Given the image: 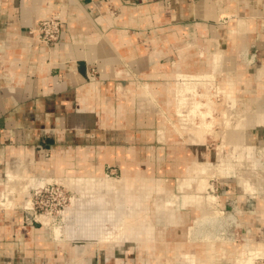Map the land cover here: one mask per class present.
<instances>
[{"label": "crops", "instance_id": "crops-1", "mask_svg": "<svg viewBox=\"0 0 264 264\" xmlns=\"http://www.w3.org/2000/svg\"><path fill=\"white\" fill-rule=\"evenodd\" d=\"M252 1L253 18L242 0H0V177L26 158L20 168L34 164L37 178L61 180L95 200L105 194L110 204L118 171L121 177L126 170L143 173L164 181L162 187L177 179L176 168L202 158L206 150L202 144L159 142V116L148 112L152 102L144 100L141 88L149 85L157 107L171 111L180 61L191 64L187 71L202 70L201 52L211 42L226 52L227 71L244 75L236 86L237 109L255 113L259 93L264 100L260 84L251 80L258 63H264V0ZM236 16L244 17L246 30L230 35L227 24ZM51 17L61 19L62 34L47 47L36 33ZM244 136L256 151L264 148V125L248 128ZM152 142L155 146H147ZM187 146L189 152H179ZM166 150L169 169L163 167ZM152 158L159 167L151 168ZM223 183L225 197L238 200L245 225L255 232L264 219L256 211L258 201ZM0 206L8 208H0V264H147L148 253L136 242L108 252L98 245L81 247L84 256L76 258V244L68 242L71 252L51 240L50 229L26 223L24 197L2 199ZM190 214L189 219L197 216ZM176 231L180 237L185 227L172 228L173 238Z\"/></svg>", "mask_w": 264, "mask_h": 264}, {"label": "bare ground", "instance_id": "bare-ground-1", "mask_svg": "<svg viewBox=\"0 0 264 264\" xmlns=\"http://www.w3.org/2000/svg\"><path fill=\"white\" fill-rule=\"evenodd\" d=\"M242 1L251 14L250 18H253V10H256L253 1ZM239 19L243 21L239 23ZM228 22L232 23V25L228 26L230 35H237L246 30L247 22L243 16H236L235 18H231ZM201 31L202 35L208 33L205 27H202ZM229 45L231 47L234 46V41H230ZM225 54L226 52L224 50L217 47V45L213 46L211 42H209L205 50L201 52L202 70L201 68L198 70L196 68L195 71H187V67H190L191 64L188 65V61H180L178 65L179 70L175 75L174 106L171 111L170 109H162L161 112V124L159 127L161 140L164 139L165 132H169V136H167L166 139H172L170 142L181 145H200L202 143L203 146L205 137L209 133L217 137L219 136V139H221V143L217 145L215 150L209 153V156L204 155L206 159L204 158V160H202V158L193 157L190 162L187 164L185 163L184 168H181L178 174L179 188L184 199L183 207L188 204L196 206V209L201 212L197 224L202 221V225L204 222H209V220L207 221L209 217H215L218 213H222L218 206H223L226 201V198L217 197L210 192L209 178L213 175L221 174L227 177L231 175L234 176L233 172L237 170V176L235 177L238 178L239 185L244 187L245 195L251 197L249 193H255L256 191H258L260 195L264 194V170L262 168V162L259 160L260 157L256 156V146H251L246 143L244 136L246 129L264 125V106L261 104L262 95L259 94L255 99L257 100V109L255 113L247 107V112L243 116L241 115L232 120V112L231 110H227L223 113L225 129H223V127L220 129L213 128V125L216 127L217 116L215 113L218 111L217 104L215 101H212L210 86L216 81H219L220 85L218 86V91L221 93L226 92L227 96L225 97L232 100V107L236 108V86L242 85V83H240L242 81L241 79H231L235 74L231 71H227V64L226 66L224 64L227 59ZM218 76H220L219 79H217ZM253 80V84H260V89L263 93L264 64L260 66ZM200 86L204 88L202 94L197 92ZM166 105H171V102L169 101L165 106ZM173 117H175V121ZM196 117H198L199 120H196ZM250 158L255 159L254 162L261 168L262 171H258L260 178L259 176L257 177V175L254 178L250 176L251 172H249L248 168L250 165ZM17 162L20 163L21 161H15L16 164ZM14 166L15 165H13L10 170L8 169V174L10 176L12 175V170L16 169V166ZM133 173L134 172L126 170L123 179L115 181V193L119 196L116 197L115 195L113 204L106 202L102 196L98 197L96 200L94 195L89 196L88 201L92 202L90 213L84 210L85 213L89 214L83 213L84 216L80 218L77 229L73 230L71 227V230H69V237L76 244L74 247L75 251H78L81 257L84 256L83 252H79V250L81 251V247L84 249L97 245L107 252L111 249L113 250L118 244L125 243L129 246L132 243L135 244V242L141 246L138 248L149 249L150 245L147 238L143 237L145 232L140 230L147 229L165 238L169 226L173 222L180 223V221L183 220L180 211H173L174 203L177 202L173 198L174 195L171 191L167 189L159 190L156 193V200L151 202L150 196H152V192L148 190L145 184L140 185V179L134 178L135 176ZM255 178H258L256 182L254 181ZM11 181H13V179L5 183L4 181L0 182V195L6 192ZM56 181L62 183L60 180H53L49 183ZM258 181L259 183H257ZM49 183L47 182L46 184ZM44 184L42 186H44ZM100 202H104L103 206ZM95 203L98 206H95ZM261 203V200H259L256 211L261 212L260 209L264 207L263 203ZM68 207L69 206H67L63 213L64 215L66 213L67 218L71 214V211H69L71 209L68 210ZM42 217L37 219L41 225H43ZM172 217L174 220L171 223ZM108 221H112L111 226L114 230H108L106 227ZM116 230L118 234H115ZM60 238L61 228L56 227L55 239L59 242ZM248 238L246 244L243 245H232L227 242L216 240L212 241L210 238L202 240V244L198 242L190 244L191 242H188V249L193 245L198 250H189L185 254L176 253L177 255L172 260L177 264H253L257 259L261 258L260 256L264 257V242H259L256 238ZM154 247L157 248L158 253L162 255V253L166 251L168 244L158 247L155 245ZM176 257L182 258L183 261L181 263L178 260L176 261ZM82 264L89 263L84 261Z\"/></svg>", "mask_w": 264, "mask_h": 264}, {"label": "rangeland", "instance_id": "rangeland-1", "mask_svg": "<svg viewBox=\"0 0 264 264\" xmlns=\"http://www.w3.org/2000/svg\"><path fill=\"white\" fill-rule=\"evenodd\" d=\"M130 15H131V13H130ZM242 21H243L242 19H239V23H241ZM230 25H232V23L228 22L227 27L230 26ZM261 61L258 63V67H257L258 71H259L260 66L264 64ZM178 70H177V72H178ZM257 70L251 77L252 84L254 82L253 78L258 73ZM234 74H235V76H232L231 79H233V80L241 79L242 80L241 82L244 81L242 79V76L244 77V75L241 72H238V73L234 72ZM175 75H174V77H175ZM219 78H220V76L217 77V79H219ZM175 81L176 80H174V83H175ZM246 82L247 81L245 80V83ZM174 83H173V85H174ZM219 85H220L219 81H216L215 83H213L210 86V92L212 94V101H215V103L217 104V111H218L217 113H215V115L217 116V119H216V127L217 128L214 125H213V128L214 129H220L221 127H223V129H225V123L223 122V120H224L223 113L225 111L231 110L232 116L231 115L230 116H231V119L233 120V119H236V118L240 117L241 115L243 116L247 112V110L246 109L245 110H241V109H237V107L236 108L232 107V105H233L232 100L227 99L225 97V96H227L226 92H222L221 93V92L218 91V86ZM144 86L146 88H144L142 86L140 92H144L146 90L145 96L147 95V97H143V98H144V100H145V98H147V101L150 100V102H152V103H150L148 101L150 103V106L152 104V107L147 108L148 112L153 111L151 113L158 114L159 123L161 124L160 120H161L162 109L157 107V104H156V102L154 100L155 98L152 95L150 96L151 91H149L150 90L149 85H144ZM207 87H209V86H207ZM120 89L122 90V88H120ZM203 90H204V88L202 86H200L198 88L197 92L199 94H202ZM122 91H121L122 95L123 94L124 95L128 94V93H123ZM128 92H130V91H128ZM140 92L139 93L135 92V95L140 96V94H141ZM219 93H221V94H219ZM129 94L134 95V92L131 91V93H129ZM263 94H264V92H263ZM174 95H175V88L173 87V92L171 94V96L173 97V101H174ZM140 97H142V96H140ZM262 97H263V95H262ZM261 104L264 106V100H262V98H261ZM195 119L199 120L198 117H196ZM173 120L174 121L176 120L175 117H173ZM160 124H159V127H160ZM150 136H151L150 137V139H151L152 138V134H150ZM167 136H169V132H165L164 133V139L161 140L160 139V134H159L158 141L159 142H163L164 144L165 143L169 144L170 140L166 139ZM152 143H154V142H152ZM220 143H221V139H219V136L217 137V136H215L213 134H210V133L207 134L206 137H205V142L203 143V146H202V148H204V150H206L204 152L202 151V160H204V158L206 159V157L204 155H208L209 156V153H211V151L215 150L217 145H219ZM249 145H251V144H249ZM147 146H155V143L152 144V145L148 144ZM251 146H256V145H251ZM187 148H185V149L182 148L181 150H179V152L182 153V152H184L183 150L189 152L191 148H189V146H187ZM256 148H257V146H256ZM256 152L258 154V155L256 154V156L260 157L259 160H261L260 162H262L261 164H262V168L264 170V155H263L264 148L259 149ZM165 153H166V156L164 158L163 167H164V169H169L170 166H171V162L172 161L169 158L170 157L169 156V151L166 150ZM23 161H28V160L26 158H23V160L20 163L17 162V164H16L15 162H13L12 165H10L9 167H8V165H9V163H11V161L8 163L7 167H8L9 170H10V168L13 165L16 166V169L12 170L13 172H12L11 176L8 175L7 177H4V178L0 177V179H3V180H0V182L4 181V180L7 181V180H10V179H13V181L10 182V185H9L8 189L6 190V192L3 193L2 195H0V200L6 199L7 201H13L14 198H15L14 196L20 195V196L24 197V208H23V211H24L25 208H30V206H31V201H30V199H27V197L31 196L30 192L32 191V189H37V188L41 187L45 183V179H47L46 183H47V181L49 183L51 181L50 180L51 177H49L50 179L49 178H44V177H42L40 179L37 178L35 175H33L34 174L33 173L34 172V168H35L34 164H33L34 166L33 165H31V166L26 165V166H24V167L22 166L20 168V166L22 165ZM254 161H255V159L250 158V162H249L250 165L248 166L249 172H251L250 176L254 178L257 175V177L259 176V178H260V174L258 173V171L259 170L262 171V170H261V168H259V166ZM150 162H151V168L152 169L154 167H156V165H158V163H159L158 160H156V158H152ZM188 162H190L189 159L185 160L184 164L185 163L187 164ZM158 167H159V165H158ZM16 170H18V172H14ZM176 170L179 171V173H180L181 168H176ZM233 173H234V176L231 175V176L227 177L226 175L215 174V175H213L212 177L209 178L210 192L213 195L217 196V197L226 198L225 199L226 201L224 202L223 206L222 205L218 206L219 210H221L222 213H218L217 215H215V217H212V216L209 217V219H207V221L209 220V222L206 221L207 223L204 222L203 225H202V221L200 222L201 224L200 223L197 224V220L200 218L201 212H200V210L196 209L197 208L196 206L188 204L187 206L183 207L184 199H183V194L181 193L180 188H179V179H178V177H177V179H175L172 182L166 181V186L162 187L161 184L164 182L162 180L156 181V180H154L152 178L149 179L147 177H144L143 173L134 175L135 176L134 178L140 179V181H139L140 185H144L145 184L147 186L148 190H150L152 192V196H150L151 198L149 197L151 202L156 200V193L159 190L167 189V190L171 191V193H173V195H174L173 198L177 202V203H174L175 205L173 207V211H176V210L180 211L182 213L181 216L183 217V220L180 221V223L173 222L174 218L173 217L171 218V223L172 222L173 223L167 229L165 238H162V237L158 236L156 233L151 232V231H149L147 229L140 230V231H144L145 232V235L143 237L147 238V241H148V243L150 245L149 249L139 248V249H144V250L147 251V253H148L147 254V257H148L147 258V264H174V263L177 264L175 261L172 260L177 255L176 252L180 253V254L181 253L185 254L189 250H193V249L198 250L193 245L191 246V248L188 249V247H187L188 242L189 243L191 242L190 244H193V242H198L199 244H202V240L207 239V238H210V240H212V241H214V240L223 241V242L230 243L232 245H243V244H246L247 239H249L248 237L256 238L259 242H264V232L263 233H259L258 230H257V228H259V227L260 228L261 227L264 228L262 226V223H264V219H259L261 225L257 226L256 229H255V232H254V228L253 227L251 228V227H247L245 225L246 222L244 221L243 208H241L238 200L235 199V198H230L228 200V197H225V196H227L228 188L226 187V184L223 183L224 181L226 183L231 184L232 188L234 190L235 189L239 190L240 194L245 191L243 186H241V185L238 186V184H237L238 183V178L235 177V176H237L236 175L237 174V170H235V172H233ZM2 174H0V175H2ZM148 174L150 176L152 175V177H153L155 175V171L152 170V173H148ZM242 174H243V172H242ZM242 174H240V175H242ZM120 177H121V175H120V173L118 171L117 172V176H115L114 178H118V180H116V181H120L121 179H123L124 173H123L122 177L121 178ZM256 180H258V178L254 179L255 182H256ZM147 181H149V182H147ZM150 181H152V183H150ZM53 183H59V182L56 181V182H53ZM172 183L173 184L176 183L174 188H173V184ZM257 183H259V181ZM60 184H62V183H60ZM66 188H67V190L71 191L72 195H73L72 196L73 200L68 205L69 206L68 210L71 209V210H69V211H71V214L68 216V218H67L66 213H65V215L62 214L60 217H57V218L44 216V217H42V223H43V227L44 228L46 227L47 229H50V236H51L50 238H51L52 241H56L57 243H59L61 245H64L65 248H70L71 252H73V250L75 248L73 249L72 247H68V246H70L69 243H74L75 244V242L72 241V239L69 237L70 236L69 235V230H71V227L73 228V230L77 229V226H79L80 218H83V216H84L83 213H85L87 211H89V213H90V209H91L90 206L92 205V202H89L88 198H89V196H91L93 194L89 193V192H81L82 194H79V192L76 189L72 190L73 188H70V187H67V186H66ZM252 193H254V192L249 193L251 198H253V199L257 200V201L261 200V202H263V206H264V199L262 201V198L264 197V194L260 195L258 191H256L254 194H252ZM103 195L106 196L105 194H101V195L99 194V196H103ZM113 195H114V192L111 191L109 196H111V198H112ZM115 195H116V193H115ZM243 195L244 196H248V195H245V192L243 193ZM118 196L119 195H116V197H118ZM176 198H177V200H176ZM100 204L103 206L104 202H100ZM9 205L10 204H7V206H9ZM257 205H258V202H257ZM95 206H98V205H96V203H95ZM255 207H256V203H253V205H251V207H249V208L254 210ZM0 208H4L6 210L8 209L5 206H0ZM84 210H85V212H84ZM9 211H10V209H9ZM260 211L264 214V207L261 208ZM89 213H85V214H89ZM190 213H193V214L197 213V216L195 215V217L193 216V219H189V218H191V214ZM210 218L211 219L213 218V219L211 220ZM111 222L112 221H110V222L108 221L107 222L106 227L108 228V230L109 229L114 230L112 228V226H111ZM195 226H197V227H195ZM56 227H60L61 228V238H60L59 242L57 240H55V236H53V232L55 233ZM172 227L173 228H177V229L179 227H185V231H181V236L180 237H179V232L176 231L175 232V236L173 238L171 236L172 233H173V232H171ZM193 229H195V230H193ZM115 234H118L117 230L115 231ZM67 236H68V238H67ZM136 244H137V242H136ZM165 244H168V247H167L166 251L164 253H162V255H160L158 253V249L155 248L154 246L156 245L158 247V246H162V245H165ZM70 249H68V250L70 251ZM178 250H179V252H178ZM200 250H202V249H200ZM80 255L81 254H79V253H75L74 257L81 258ZM260 257L261 258L257 259L253 264H264V257H262V256H260ZM175 260L176 261L178 260L180 263L183 261L182 258H177V257H176Z\"/></svg>", "mask_w": 264, "mask_h": 264}, {"label": "built area", "instance_id": "built-area-1", "mask_svg": "<svg viewBox=\"0 0 264 264\" xmlns=\"http://www.w3.org/2000/svg\"><path fill=\"white\" fill-rule=\"evenodd\" d=\"M62 21L51 17L41 21L37 27V39L45 46L56 44L62 34ZM31 207L25 208V221L29 225L40 224L42 216L60 217L72 200V192L60 183H49L30 192Z\"/></svg>", "mask_w": 264, "mask_h": 264}]
</instances>
